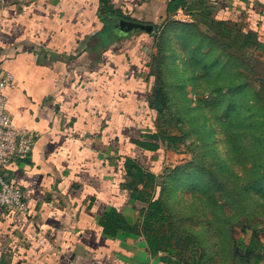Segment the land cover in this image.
Wrapping results in <instances>:
<instances>
[{
  "label": "crops",
  "instance_id": "crops-1",
  "mask_svg": "<svg viewBox=\"0 0 264 264\" xmlns=\"http://www.w3.org/2000/svg\"><path fill=\"white\" fill-rule=\"evenodd\" d=\"M168 1L0 0V67L14 76L8 110L36 137L31 156L5 169L30 214L0 207V264H187L176 248L151 251L137 197L160 191L172 156L161 142L144 144L157 131L148 103L152 34L109 42L100 19L112 7L159 23ZM186 2L169 20L214 18L250 32L247 49L264 55V0ZM147 174L155 177L148 186Z\"/></svg>",
  "mask_w": 264,
  "mask_h": 264
},
{
  "label": "rangeland",
  "instance_id": "rangeland-1",
  "mask_svg": "<svg viewBox=\"0 0 264 264\" xmlns=\"http://www.w3.org/2000/svg\"><path fill=\"white\" fill-rule=\"evenodd\" d=\"M179 21L180 24L192 23L189 20ZM200 21L195 22L200 32L206 33L208 40L218 42L220 28L209 20L205 19V23ZM173 31L175 28L171 29L168 25L164 33L162 49L178 47L179 50L186 46L184 38L173 40ZM142 34L146 35L143 32ZM160 34L163 35V32L161 31ZM194 38L199 39V35L195 34ZM148 39L147 52L153 56L156 51L155 48H150V44H154V40ZM220 42L226 44L225 41ZM214 45L199 50L198 55L203 57L202 54L209 53L210 57H214L220 54V49L213 50L217 43L215 42ZM235 45L238 43H231V46L226 48V52L246 63L245 76L250 79L255 92L262 93L264 63L261 67L259 62L261 58L264 59V55L259 50L236 52ZM196 46L194 42L191 48L196 49ZM148 54L146 55L149 56ZM254 61L257 62L256 67L252 66ZM192 63L195 67H199L203 62L195 57ZM205 63L208 64V61L206 60ZM252 67L256 69V73ZM196 75L201 76V74ZM231 77L226 74L222 79H217V74H211L197 81L195 90H191L190 87L188 98L191 99L192 106L198 107V111L193 112L194 122H173L168 128L171 130V135L180 137L185 135L183 128L187 126L189 137L181 144L175 145L174 149L169 150L162 144L172 153L173 158V160L171 157L168 158L164 169L172 170L171 175L166 172V176L163 178L162 175L161 179L164 194L168 197L173 196L170 203L167 201V209L171 211L173 219L177 220L179 255L189 264H248L251 263L250 258L243 256L244 252L241 248L233 247L232 242L248 245L253 237L258 236L264 241V139L249 138L250 129L244 128L232 134V130L224 125L227 121L224 120L227 119L224 112L230 98L228 94L225 95L226 98L222 97L223 94L217 97L216 91L218 84L222 86L231 84L233 81ZM152 82L154 83L153 77L149 79L148 95L153 91ZM197 99L203 100L204 103L198 102ZM215 99H218L216 101L220 104L206 106ZM241 105L246 106L245 109L248 108L244 102ZM200 108L205 111L204 117L208 116L210 119L208 124L204 123V127L207 128L204 132L201 129L200 120L203 116L200 115ZM164 111L166 116H169L174 109L167 107ZM155 114V122L158 125V114L157 112ZM247 116L246 112L244 117ZM164 121L163 119L162 123ZM247 134V137L244 136ZM175 170L178 172L176 173ZM205 171H208L210 176ZM203 177L207 181L209 177L216 178L215 183L208 182L209 185L204 186L205 192L199 186ZM170 191L172 193H169ZM209 226L220 227L225 233L218 235L211 233L207 230ZM188 235L192 237L194 244L189 242ZM194 245H197V249L190 251L188 248Z\"/></svg>",
  "mask_w": 264,
  "mask_h": 264
},
{
  "label": "trees",
  "instance_id": "trees-1",
  "mask_svg": "<svg viewBox=\"0 0 264 264\" xmlns=\"http://www.w3.org/2000/svg\"><path fill=\"white\" fill-rule=\"evenodd\" d=\"M187 4L186 0H169L166 6V16L159 22L155 23L150 21L146 17H141L136 14L137 11H125L122 9L116 8H105L103 13L100 15V19L103 23H106L107 33H111L113 29V24L116 23V18L132 20L142 23H149L154 25V33L151 35L155 48V53L150 58L148 62V69L150 70L151 76L155 78V84L151 96L148 98V103L150 109L154 110L158 114V125L157 131L149 135V141H146L144 144L148 147L158 148V142L166 145V148L174 149V146L184 142L186 138L189 137L188 127L183 128L185 130V135L183 136H173L171 135V130L168 128L173 122H194L193 112L198 111V107L191 105V102L188 98L189 88L195 90L197 88V81L209 77V75L217 74V79L224 77L226 74L230 75L232 78L231 84L222 86L221 84L217 85V97L221 96L226 98L228 94L230 100L227 104V109L224 114L227 120L224 125L228 129L232 130V134H235L236 131L240 128L250 129L249 138L251 139H264V87L263 92L258 93L252 88L250 84V79L245 76V70H247V65L235 56L226 52V48L231 46V43L237 42L238 45L236 52H247L253 42L252 35L250 32H242L231 26H225L220 21L211 17H202L203 19L197 20L205 23V19L212 22L213 25H216L220 28L218 32V42L208 40L206 33L200 32L196 27L195 23L191 24H180V21L169 20L171 14H175L180 8L185 7ZM169 28H175L173 34V40H179L184 38L187 43L185 47H181L178 50V47L168 49H162L163 37L167 26ZM162 29V30H161ZM163 32V35L160 32ZM111 40L109 42H116L121 40L124 37L118 30H112ZM198 34L199 39H195L194 35ZM196 40V41H195ZM220 41H225L226 44L221 43ZM197 45L196 49L191 48L194 44ZM217 43V46L213 50L220 49V54L216 56H209V53L202 54L203 57L198 55V51L204 49L206 46H215L214 43ZM233 46V45H232ZM234 47V46H233ZM222 49V51H221ZM239 49V50H238ZM164 51V52H163ZM212 52V51H211ZM197 57L202 60V64L199 67L193 65L194 58ZM212 58V59H211ZM206 60L208 64L205 63ZM233 60V61H231ZM174 61H176L174 63ZM178 63V64H177ZM253 67H256V61L252 63ZM252 67V68H253ZM218 69V70H217ZM253 71L256 73V69L253 68ZM196 74H201L198 76ZM201 94V93H198ZM218 99L207 103L206 106H215L220 104ZM198 102L204 103L203 100L197 99ZM242 102L247 105V109L242 106ZM174 109V112H170L169 116H166L165 108ZM204 107V105H202ZM200 115L203 116L200 121L201 129L204 132V123H209L210 119L208 116L204 117V109L200 108ZM248 113L247 117H244L245 113ZM224 116V117H225ZM165 120L162 123V120ZM199 120V119H198ZM259 126V127H258ZM171 129V128H170ZM207 130V128L205 129ZM226 132V131H225ZM230 132V131H227ZM239 136V135H238ZM244 136H248L244 135ZM133 165H131L129 172L135 178V181H141L142 173L140 169L138 171H133ZM163 178L168 175H171L172 170H164ZM176 173L178 170H175ZM208 171L205 173L210 176ZM188 175V174H187ZM170 177V176H169ZM207 181L204 177L200 181L199 186L202 187V191L205 192V185H209L208 182L215 183V177H209ZM146 186L149 182L155 180L154 175H146ZM144 181V180H143ZM163 181L161 180V189L156 191L152 195L148 192L138 191L137 197L143 202H145L146 207L142 209L141 214L143 216V227H144V236L147 239L151 251L155 253L166 252L169 247L172 249L176 248L178 257L184 262V259L181 258L178 252V229H177V220L173 219L171 211L167 209V201L170 203L173 196L168 197L164 194L163 191ZM209 190V188H207ZM166 191V189H165ZM169 193H172L171 191ZM211 233H225L222 228L207 227ZM189 236V235H188ZM187 236V237H188ZM189 242L194 244L192 237H188ZM233 247L241 248L244 252L243 256H246L251 263L248 264H259L261 260L264 259V243L258 237H253V240L248 245L240 244L237 241L232 242ZM195 247V248H194ZM190 251L197 249V245H194L192 248H188ZM248 261V262H249ZM189 264V263H187Z\"/></svg>",
  "mask_w": 264,
  "mask_h": 264
},
{
  "label": "built area",
  "instance_id": "built-area-1",
  "mask_svg": "<svg viewBox=\"0 0 264 264\" xmlns=\"http://www.w3.org/2000/svg\"><path fill=\"white\" fill-rule=\"evenodd\" d=\"M14 81L10 72L0 67V207L18 215L30 214V207L24 190L5 174V169L26 161L35 145V134L25 127H19L8 110L6 91Z\"/></svg>",
  "mask_w": 264,
  "mask_h": 264
},
{
  "label": "water",
  "instance_id": "water-1",
  "mask_svg": "<svg viewBox=\"0 0 264 264\" xmlns=\"http://www.w3.org/2000/svg\"><path fill=\"white\" fill-rule=\"evenodd\" d=\"M114 30H118L122 35H128L135 32L142 31L147 34L154 33V25L149 23H142L132 20L116 18V24L113 25ZM111 29V31L113 30Z\"/></svg>",
  "mask_w": 264,
  "mask_h": 264
},
{
  "label": "flooded vegetation",
  "instance_id": "flooded-vegetation-1",
  "mask_svg": "<svg viewBox=\"0 0 264 264\" xmlns=\"http://www.w3.org/2000/svg\"><path fill=\"white\" fill-rule=\"evenodd\" d=\"M116 23H114L113 25H115Z\"/></svg>",
  "mask_w": 264,
  "mask_h": 264
}]
</instances>
